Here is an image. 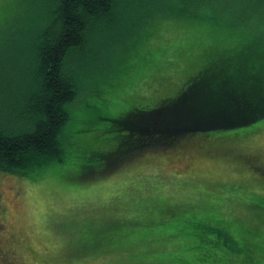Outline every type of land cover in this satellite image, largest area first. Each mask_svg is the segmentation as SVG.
Instances as JSON below:
<instances>
[{
    "label": "rangeland",
    "instance_id": "obj_1",
    "mask_svg": "<svg viewBox=\"0 0 264 264\" xmlns=\"http://www.w3.org/2000/svg\"><path fill=\"white\" fill-rule=\"evenodd\" d=\"M43 11L41 0H0V55L28 43ZM109 19L88 34L94 61L72 62L90 84L66 105L62 159L25 175L0 171V264H264V120L104 164L119 162L110 152L125 114L176 96L185 54L220 30L208 18L163 11L137 38L133 0ZM200 223L221 229L207 230L215 243L187 241ZM225 234L232 248L221 244Z\"/></svg>",
    "mask_w": 264,
    "mask_h": 264
},
{
    "label": "trees",
    "instance_id": "obj_2",
    "mask_svg": "<svg viewBox=\"0 0 264 264\" xmlns=\"http://www.w3.org/2000/svg\"><path fill=\"white\" fill-rule=\"evenodd\" d=\"M125 1L132 0H41L43 25L20 49L9 45L15 54L0 55V97H14L0 102V171L25 175L62 159L66 105L78 96L82 83L90 84L78 78L72 62L78 58L87 65L93 60L86 51L89 32L97 22L110 21ZM133 1L137 38L163 11L208 18L220 33L201 52L185 54V75L176 96L125 114L120 126L126 132L117 134L118 145L110 152L119 162L104 163L107 170L119 166V154L125 160L145 150L172 147L193 134L231 132L264 120V0ZM179 218L187 229L189 216ZM207 230L221 232L200 223L198 234L192 227L187 230V241L197 236L203 244L215 243ZM227 235L221 244L232 248ZM200 257L209 258L204 250Z\"/></svg>",
    "mask_w": 264,
    "mask_h": 264
}]
</instances>
